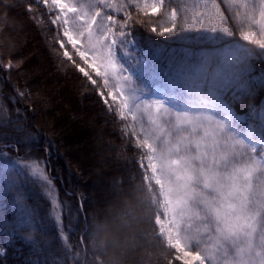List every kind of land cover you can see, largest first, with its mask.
Segmentation results:
<instances>
[{
  "label": "snow or ice",
  "instance_id": "obj_1",
  "mask_svg": "<svg viewBox=\"0 0 264 264\" xmlns=\"http://www.w3.org/2000/svg\"><path fill=\"white\" fill-rule=\"evenodd\" d=\"M175 2L165 8V0H37L56 28L64 57L73 61L70 46L84 65L77 63L78 71L109 110L122 120L147 116V129L124 127L136 137V147L146 150L144 184L137 190L144 193L141 203L153 209L150 222L175 251L173 258L180 264H264V109L259 116L251 105L246 116L233 109L252 94L251 60L257 54L222 23L216 0H196L192 6H182L181 0L179 24L177 7L171 6ZM224 2L244 9L234 16L240 39L264 50V0ZM158 15L164 19L155 21ZM138 26L152 33L159 26L160 37L186 45L174 50L182 55L166 69L149 70L147 83L160 81L154 91L132 75L133 70L145 74L132 51ZM193 31L198 35H190ZM200 45L211 47H193ZM258 55L264 57V51ZM4 67L11 68V62ZM16 165L51 187L38 160L17 158L8 171ZM23 175L16 172V177ZM52 202L59 226L61 204L54 197ZM61 238L66 239L63 232ZM158 254L150 246L145 260L150 264Z\"/></svg>",
  "mask_w": 264,
  "mask_h": 264
},
{
  "label": "trees",
  "instance_id": "obj_2",
  "mask_svg": "<svg viewBox=\"0 0 264 264\" xmlns=\"http://www.w3.org/2000/svg\"><path fill=\"white\" fill-rule=\"evenodd\" d=\"M170 2L171 0H165V8H168ZM218 2L221 3L222 9H224L222 12L225 15H227V13L233 14L232 9L225 4L224 0H218ZM21 3L23 6L25 5V7L28 6V8L32 10L31 13H40L41 15L42 12L46 21L37 24L39 25L37 27L41 30V36L44 39L48 36L50 42V37L52 36V40L58 45L56 43L58 35L56 28L51 25L47 16L44 15V13H47V9L43 5L38 4L37 0H22ZM177 4H181V0H176L175 3H171V6L177 7ZM183 5L190 6V2L188 0H183L182 6ZM182 6L177 7L178 24L182 21L184 15ZM39 9L41 11H39ZM161 18L164 17L158 15L153 19L155 21H161L163 20ZM33 21L35 22L36 19H33ZM222 23L231 28L235 34H238L240 26L235 19H224ZM159 30V26H157V33ZM157 33H152L150 28L138 26L134 33L135 44L138 47L139 54L146 58L148 62L151 63L152 67L166 69L171 60L179 58L182 55L180 52L174 50L185 47L186 45L177 43L167 37H160ZM181 34L183 33L177 32L175 35L179 36ZM190 35L196 36L198 33L193 31ZM235 39L241 41L237 35H235ZM244 44L250 45L248 47L253 48L257 54L254 55L251 60L253 66L251 78L254 79L255 85L252 94L247 98L235 102L233 108L237 111L250 110L249 106L251 105L257 110V113H260V111L264 109V83L261 82L264 81V57L258 54L264 50L256 46H251L249 42ZM52 45L50 46L53 48V58L58 65L60 64V68L63 69V72H60V74L62 73L61 75L63 76H71L72 74L77 78L78 76L72 66H70L69 60L64 58L65 63L61 60L60 48H55ZM205 46L211 47L210 45L193 47L199 50L200 47ZM157 50H161L159 54H157ZM0 59L1 61L5 60L1 53ZM79 81L82 82L81 80ZM7 84L9 85L7 86L9 90L10 88L13 90L15 88L18 92L23 91V83L17 80L14 81V79L12 80L11 78V80H7ZM78 88H80V85ZM85 95H88L87 90ZM9 96L11 98V95ZM12 96H14L13 104L10 106L5 102V110L0 108L2 112V114L0 113V131L3 130L0 134V144L11 143L12 146L16 147L18 155L28 159H33V157L36 159L41 158L44 149H47L46 147L49 146L53 154L50 159L44 158V160H48L50 171H48V168L44 169V171L47 173V176H51L48 178L51 181L50 188H52V190L49 191L47 183L40 181L46 192L43 191L38 181L40 179L39 177H36V181L38 182L33 183V185H31V183H27V186L23 183L21 184V180H19L20 177H16L17 171L24 172L23 176H25V179L28 181H31L30 178L32 177L31 175V177L29 176V172L21 168H16L17 170L15 169L13 174H11L14 184L8 185L6 183L7 179L5 180L7 176L0 173V205H3V208H5V216L0 220V247L3 248V255H0V264H16L17 261L15 260L17 259L15 256L16 254H14L15 251L17 250L19 253L24 251L25 253L30 245L31 248H36L35 246L39 248V251H35L32 255L35 264H41L42 262L40 261L45 263V260L56 261V264H99L97 260L98 255L94 249H92L89 255L85 254L86 246L90 244V241L88 242V238L86 239L82 232L84 225L87 224L88 227L90 226V220H87V213L89 210V196H87L89 193L86 189L87 182H85L84 179L80 180L78 178V173L76 174V170L67 159L66 153L62 148V142L57 140V135L52 132L49 125H43V123L37 120L36 115H33L29 120H23L25 114H19V109L27 112L31 108L32 103H30V101L28 102L27 96L23 95L21 97L20 100L23 99V101L16 99L13 94ZM109 113L111 112L109 111ZM111 116H109L110 118L104 116L102 118L107 124L109 133L114 137L113 149H115V155L119 158L126 159L128 165L125 168L124 176H127L126 178L132 181L136 189H138L139 186L144 184V169L141 167L140 160L142 157V150L134 147L135 143L129 135V138H126L134 144L132 148H130L127 139H125L123 135L126 131L123 129L121 119L115 117L114 114L113 117ZM15 120L23 124V129L26 131L23 135L28 133L29 137L24 139L22 135L23 130H18L11 125ZM116 121L117 124L115 123ZM116 125L121 129H117ZM3 153L10 159H14L12 158L13 156H17L13 147H0V154L4 155ZM30 189H32V192H30ZM68 191H71L70 194ZM49 192H51V196ZM141 194L144 195L142 191L137 190V195ZM53 197L61 204V220L59 226L52 215ZM19 209H21L20 212L18 211ZM27 213L31 214L30 222ZM21 216H25L24 221H27V223H21ZM3 224H5L6 227ZM158 231V226L153 229L151 224L147 234L148 236H146L149 244L155 247L159 253L158 257L151 261L150 264H169L170 260L172 264H180V262L173 258L175 251L167 248L166 243L159 237ZM62 232L66 239L61 238Z\"/></svg>",
  "mask_w": 264,
  "mask_h": 264
},
{
  "label": "rangeland",
  "instance_id": "obj_3",
  "mask_svg": "<svg viewBox=\"0 0 264 264\" xmlns=\"http://www.w3.org/2000/svg\"><path fill=\"white\" fill-rule=\"evenodd\" d=\"M21 1L22 0H0V53L3 54L6 60L1 61L0 59V108L5 110L6 103L10 106L13 104L14 96H12V94L15 95V98L19 101H23V99L20 100L22 97L20 93H24V95L27 96L28 102L30 101V103H32L31 108L27 112L19 109V114H25L23 120H29L33 115H36L37 120L43 123V125H49L52 132L57 135V140L62 142V148L66 153L67 159L76 170V174L78 173V178L80 180L84 179L85 182H87L86 189L89 193V195L87 194V196H89L87 220H90V226L88 227L87 224L84 225L82 232L83 236L86 239L88 238V242L90 241L89 245L87 242L88 246H86L85 251V254L89 255L93 249L91 239L96 221L100 219L103 213L112 205L123 204L130 200L134 194L137 195L135 184L127 179V176H124L125 168L128 163L126 159L119 158L115 155V149H113L114 137L109 133L107 124L102 118L103 116L109 117L111 115V117H113V114L115 117H119V115L115 111L109 110L98 94L97 88L91 85L78 71L76 64L78 63L81 66L84 65L83 62L79 60V57L75 56L74 50H72L70 46L66 47L69 53L73 55V61H75V63L73 61H69V63L80 79L77 78L82 82L72 74L71 76H63L61 75L62 73L60 74V72H63V69H61L60 64L58 65L54 60L53 48L50 46L53 44L52 46L59 48V45L54 43L52 36L50 37L51 42L48 40V36L44 39L41 36L40 28L37 27L39 26L37 24L46 21L45 17L42 12L41 15L40 13H31L32 10L28 8V6H23ZM188 1L190 2V6L196 4V0ZM75 2L86 4L88 0H75ZM216 2L220 5L221 12L224 11L221 7V3L218 2V0H216ZM230 9H232L233 14L227 13V15H225L222 12L224 19H234L236 11H244L242 8L230 7ZM199 10L204 11L202 7ZM39 11L41 10L39 9ZM163 11L164 9H161V13H163ZM161 16L163 17V15ZM33 19H36V21L34 22ZM235 35L240 38L239 32ZM256 38H259V35H257ZM239 42L247 44V41L241 40ZM247 46L250 45L247 44ZM251 46L256 45L251 44ZM60 51V58L65 63L64 58L66 57L63 55V50L60 49ZM132 51L136 53L139 66L145 70L143 77H140L136 71L133 70V79L136 80L138 84L146 85L148 89L154 91L160 81L153 79L151 83H147L150 76L149 70L153 69L150 68L152 66L139 54L135 44L134 47H132ZM121 59L123 62V57H121ZM7 62H11V69L4 67V65L8 64ZM11 78L12 80L14 79V81L17 80L23 83V91L18 92L15 88L14 90L12 88H10V90L8 89L7 86L9 85L7 84V80H11ZM79 85L80 88H78ZM86 90L88 95H85ZM9 95H11V98ZM143 98L147 97L145 96ZM107 99L110 100L111 98L108 97ZM109 111L113 114L109 113ZM234 111L241 116H245V114L250 112V110L237 111L235 109ZM0 113L2 114L1 109ZM121 121L123 129L126 131L123 133L124 138L127 139L130 135L134 143L136 137L125 129V124H134L137 132H140L141 127L145 129L151 127L148 123L147 116L144 115L141 118L139 113L137 114L136 121H132L130 116L126 120L121 119ZM115 123L117 124V121ZM11 125L18 130H23L22 135L26 133L20 121L15 120ZM117 129L120 130L121 128L117 126ZM2 131L3 130L0 131V134ZM141 135H143V133H141ZM27 137H29L28 133L23 135L24 139ZM127 142L130 148H132L134 144L131 143L129 139H127ZM4 146L13 147L15 153H17V156H9L14 159L7 158L4 153V155L0 154V173L7 176L5 180L7 179L6 183L9 185L14 184V181L11 178L13 171L9 172L8 169L15 164L17 158L22 157L18 155L16 147L12 146L11 143L0 144V147ZM134 147H136V144ZM46 148L41 158L36 159L33 157V159L40 162V167L42 169L48 168V171H50V167H48L49 162L48 160H44V158L50 159L53 151L49 146ZM141 150L142 157L140 160L146 167V150ZM16 168H20L19 165H16L15 169ZM25 171L29 172L27 170ZM44 174L47 176L45 171ZM47 177L51 176L48 175ZM22 178L20 177L19 180H21V184L23 183L25 186H27V183L33 185V183L38 181L39 184H41L40 181H43L42 179L36 181V177H31V181L26 180L25 176H22ZM40 187L45 191L42 184ZM50 190H52V188H49V191ZM30 192H32V189H30ZM70 192L71 191H68L69 194ZM18 211L20 212L21 209ZM4 213L5 208H3V205H0V220L5 216ZM24 217L21 216L20 218L23 224L27 223V221H24ZM3 225L6 227L5 224ZM35 247L36 248H31L30 245L29 248H27L28 252L25 251V253L24 251L19 253V251L16 250L14 253L17 259L15 260L17 261L16 264H35L32 255L35 251H39V248L37 246ZM196 250L195 247L192 249L193 252ZM202 254L207 255L206 252H202ZM40 262H42L41 264L57 263L53 260H45V263L43 261ZM194 264H198V261L194 262Z\"/></svg>",
  "mask_w": 264,
  "mask_h": 264
},
{
  "label": "clouds",
  "instance_id": "obj_4",
  "mask_svg": "<svg viewBox=\"0 0 264 264\" xmlns=\"http://www.w3.org/2000/svg\"><path fill=\"white\" fill-rule=\"evenodd\" d=\"M144 195H133L123 204H114L94 225L92 247L100 264H148L146 239L153 209L141 203ZM130 213V214H129Z\"/></svg>",
  "mask_w": 264,
  "mask_h": 264
}]
</instances>
